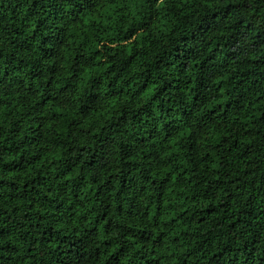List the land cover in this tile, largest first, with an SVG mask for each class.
I'll list each match as a JSON object with an SVG mask.
<instances>
[{"label": "trees", "instance_id": "1", "mask_svg": "<svg viewBox=\"0 0 264 264\" xmlns=\"http://www.w3.org/2000/svg\"><path fill=\"white\" fill-rule=\"evenodd\" d=\"M0 264H264V0H0Z\"/></svg>", "mask_w": 264, "mask_h": 264}]
</instances>
